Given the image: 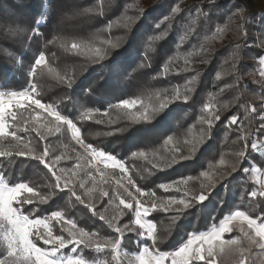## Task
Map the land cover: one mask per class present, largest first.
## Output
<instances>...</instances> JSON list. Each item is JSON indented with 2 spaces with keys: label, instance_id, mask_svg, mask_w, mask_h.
<instances>
[{
  "label": "trees",
  "instance_id": "1",
  "mask_svg": "<svg viewBox=\"0 0 264 264\" xmlns=\"http://www.w3.org/2000/svg\"><path fill=\"white\" fill-rule=\"evenodd\" d=\"M238 12L240 22L233 27L230 19ZM263 30L264 9L255 13L243 0H0V91L34 87V98L70 120L79 140L90 146L85 151L72 139L68 123L42 109L15 107V119L0 139V172L5 185L23 182L39 193L30 203L32 211L22 212L41 218L60 211L79 229L108 239L118 234L106 221L121 209L119 225L137 228L120 199L133 203L128 192L138 196L140 188L149 207L155 202L148 221L155 226V248L162 252L174 251L191 234L206 233L236 211L259 223L264 197L251 195L256 187L249 171L251 162L264 167V156L249 150L236 171L233 164L244 144L238 137L247 134L251 143L259 125ZM73 43L100 48L103 58L72 48ZM40 55L44 63L30 77ZM125 99L145 100L149 118L132 116L121 106ZM252 107L256 113L246 111ZM213 114L220 119L209 130ZM234 114L240 117L237 125H227ZM98 152L120 161L125 173L105 160L95 164L91 155ZM179 180L185 181L179 191L159 187ZM201 193L207 194L203 202L191 199ZM25 195L30 194L20 199ZM180 196L190 201L187 208L173 204L181 211L161 210ZM51 225L60 231L61 225ZM124 233L122 248L137 251L140 238ZM232 237L244 240L241 231L226 235ZM243 246L249 247L246 240ZM82 255L97 261L110 253L83 247ZM222 261L231 264L223 257L216 264Z\"/></svg>",
  "mask_w": 264,
  "mask_h": 264
},
{
  "label": "snow or ice",
  "instance_id": "2",
  "mask_svg": "<svg viewBox=\"0 0 264 264\" xmlns=\"http://www.w3.org/2000/svg\"><path fill=\"white\" fill-rule=\"evenodd\" d=\"M177 9H173L176 11ZM159 27V24L157 25ZM243 27V26H241ZM37 34L40 33L39 28L36 29ZM245 36L247 35L246 31L243 33ZM154 39H160L159 36H156ZM261 46H264V40L261 41ZM239 47V45H237ZM72 48L80 49L81 51H94L95 55L99 58H103V53L100 48H95L94 50L87 43L77 44L73 43ZM44 55H40L38 59L35 60V65H40L44 61ZM260 64L264 65V58H260ZM235 67V65H233ZM35 70L33 69V72ZM167 71V69H165ZM261 77H264V69L260 72ZM191 83V81H189ZM30 90H34V87ZM191 91V89H188ZM17 95L23 96L25 98L28 97V93L13 92L11 97H16ZM177 98L179 97V92L176 93ZM185 100L188 99L187 96L184 97ZM19 100L8 99L4 100L3 95H0V135H3L4 128V118L5 113L8 112L9 106L13 104L19 106ZM32 103L42 110H47L48 115L54 117L56 121H65L69 124L70 127L76 132L77 142L84 147L85 151H87L90 146L84 145L82 141L79 140V129H76L70 120H67L66 117L60 115L59 112L53 111L51 105H44L41 103L39 99L32 100ZM135 100H127L123 101V107L127 108L130 104L135 105ZM164 105L162 104L161 107ZM114 107H120V105H114ZM246 111H250L252 113H256L257 109L252 107L251 109H247ZM13 119H15V115L13 113H9ZM87 115V114H86ZM144 119H148L149 117L146 114H143ZM259 125L256 128L255 138L251 140L249 143L248 135L244 134L239 136L238 138L244 141V144L241 150L237 153V161L233 164V171H236L239 168L240 163L243 159L246 158V154L249 150L257 151L260 149H264V96L261 97V104L259 107L258 117ZM219 115L213 114L212 118L207 121L209 130L212 127L213 120H219ZM247 119V116H245ZM240 120V117L236 114L232 115L226 121L227 125H237V122ZM241 129L244 128L243 123L238 125ZM57 131L59 129L57 128ZM15 137V133H12ZM171 137H169V141ZM168 143V141H165ZM93 151H95L93 149ZM136 153H133L135 155ZM0 155H3L0 153ZM100 156H103V153H99ZM41 163H44L43 158L41 157ZM58 159V158H57ZM107 159L112 160V156H108ZM176 157H173V161ZM47 167L48 165L45 164ZM121 171L123 172V165L120 166ZM247 171V170H245ZM63 173V170H61ZM55 174V173H54ZM73 175L75 173L73 172ZM207 175V173H204ZM61 177H57L56 187H61L60 185ZM5 178L4 174L0 172V232H3V241L6 245V258L0 259V264H97L95 261H86L82 256L77 255L73 257L71 255H66L62 250L68 246L69 251L72 253H76L77 249L80 245H83L85 248H93L96 252H103L105 249H110L113 254L117 253L121 246V237L124 234V231L135 232L138 238H141L143 241L152 240L151 246H143L141 250L134 256V260L138 262V264H165L166 260H170L171 264H192L194 260L204 261V264H215L218 257H223L225 260H230L231 264H264V218H261L259 223H257L256 219L249 218L245 216L243 212H236L233 216L224 217L223 221L219 228H214L211 232L200 233L199 236H195V240L199 241L201 246L193 249L194 239L189 237L187 241L175 251L162 252L155 248L157 236L155 235V226L151 223H147L143 221V217L147 216L151 211L150 207H145V204H148L149 201H145L140 199V197L144 196L145 193L141 191L140 188H136V192L139 194L138 196L133 195L131 192H128V195L132 198L133 204L130 201H126L124 199H120V204L123 205V209L130 210L135 215V225H138V228H134L129 224H125L123 226L119 225V218L123 215V210L121 209L116 215H114L111 219L107 220L108 227L111 228L117 236L101 239L99 233L97 232H86L83 228L77 229L76 225L72 223L71 228L67 229L68 236L65 237L62 233L59 235H53L50 228L47 227L46 219H30L28 215H25L21 208L24 204H30L35 202V196H38L39 193H34L33 188L29 187L26 183H18L14 187H8L4 183ZM185 181L179 180L176 181V184L184 183ZM69 183V180L64 181V186L66 187ZM128 183L131 185L132 181L129 178ZM80 187H84L83 184ZM160 188H163L165 191L170 190L171 185L169 184H161ZM127 191V188H125ZM179 191V188H177ZM21 192H27L30 195H25L22 199H17V194ZM72 195L75 196L76 200L80 201V203H84L79 195L76 194L74 190H72ZM103 195H108V193H103ZM150 196H154V193L149 194ZM251 195L253 197L257 196L256 192H252ZM259 195L264 196V191H261ZM187 196V193H185ZM207 198L206 193H201L198 196H192V200H198L199 202H203ZM46 197L41 196L40 202H46ZM14 202L16 203V207L13 206ZM173 204L183 205L184 208H187L190 204L189 200L179 199L176 200L174 198L168 199L164 204L160 205L161 210L167 211H176L180 212V208L173 209L171 206ZM152 207H156L155 202L152 201ZM34 211V210H33ZM264 211V209H262ZM52 217L59 218L62 216L60 211H56L51 214ZM237 217L242 218L247 222L248 230L241 228L240 231L244 240L237 239H222V235L225 232H229L232 229L229 227V224L232 220ZM100 219H105L103 215L100 216ZM65 223H69V221H65ZM147 224V226H146ZM43 225L47 230L45 232H35L33 233L31 229L33 226ZM63 232V229H62ZM35 235L36 239L43 240L45 244L51 245L50 248H41L37 247L36 244L30 239V236ZM194 235V234H193ZM247 241L249 247L245 248L244 242ZM207 245L206 248H203V245ZM252 246L259 249V252L255 255L252 254ZM248 253V255H246ZM179 258V259H178ZM113 260L117 259L116 255L112 256ZM102 264H106V262H102ZM129 264H133V260H129ZM223 264V261L221 262Z\"/></svg>",
  "mask_w": 264,
  "mask_h": 264
},
{
  "label": "rangeland",
  "instance_id": "3",
  "mask_svg": "<svg viewBox=\"0 0 264 264\" xmlns=\"http://www.w3.org/2000/svg\"><path fill=\"white\" fill-rule=\"evenodd\" d=\"M245 3H247L249 6H250V8L255 12V13H257L258 11H260V9H264V0H243ZM240 15H242L240 12H238V13H235L232 17H231V19H230V21H231V25H233V27H235L239 22H240ZM261 35H262V39L260 40V44H259V46H260V48H263V50H264V46H261V41L262 40H264V30L261 32ZM221 38V37H220ZM39 58V57H38ZM38 58H36V59H38ZM262 58H264V56L262 57ZM35 59V60H36ZM35 62V61H34ZM44 63V61L41 63V64H43ZM40 64V65H41ZM259 64H260V59H259ZM35 66H37V65H35V63H34V65H33V67H32V69L30 70V72L28 73V75L31 77L32 76V74H33V69L35 68ZM259 70H258V74L260 75V72H261V70L262 69H264V65H261L260 64V67L258 68ZM260 79L262 80V81H264V77H261V75H260ZM1 92V91H0ZM20 92H25V93H28V97L27 98H25V97H23V96H19V95H17L16 97H14V98H12V99H15V100H19L21 103H20V105L19 106H17V105H15V104H13L12 106H9V108H8V112H6L5 113V118H4V128H3V135H0V139H3V138H5L6 137V135H7V133H8V127H9V125H10V121L12 120V116H10L9 115V113H13V110H14V108L15 107H17V108H19V107H23V106H26V105H31V106H35L33 103H32V100H34L35 98H34V91L33 90H29L28 91V89H25V90H22V91H19V92H17V93H20ZM177 98H176V95L175 96H173L172 97V100H176ZM132 100H135L136 101V103H135V105H132V104H130L127 108H125V107H123V102L121 103V106L123 107V108H125L128 112H130L131 113V115L132 116H134L135 118H143V114H146L147 115V113L151 110V106L149 105V104H147V102L145 101V100H141V99H132ZM129 101H131V100H129ZM53 107V106H52ZM55 109V108H54ZM209 109H210V107H209ZM43 111H45L47 114H48V111L47 110H43ZM69 132H70V135H71V137H72V139H74V140H76V136L75 135H73V128L72 127H70L69 126ZM99 153V152H98ZM97 154V153H96ZM96 154H94V155H91L92 156V158L94 159V163L96 164L97 162H98V160H96V158H95V155ZM97 161V162H96ZM112 162H107L108 164H110V165H112L113 167H115V168H117V169H119L120 171H121V167L119 166V165H117L115 162H120V161H118V160H111ZM121 163V162H120ZM121 165H123L122 163H121ZM123 169H124V166H123ZM123 172H124V170H123ZM125 173V172H124ZM171 185V188L170 189H173V190H177V188H179V189H181V188H183L184 186H185V183H180V184H176V183H172V184H170ZM7 186V185H6ZM9 187V186H8ZM23 193H25V194H29V193H27V192H21V193H18L17 194V199L19 200L20 199V196H21V194H23ZM142 198V200H145V201H148V198L146 197V194L144 195V196H142L141 197ZM179 199H184L183 198V196H180L179 198H177L176 200H179ZM135 202L133 201V204H134ZM13 206L14 207H16L17 205H16V203L14 202V204H13ZM145 207H149L148 206V204H145ZM151 208V211L154 209L153 207H150ZM29 210V211H32V207H31V205L30 204H24L23 205V207L21 208V211L22 210ZM150 211V212H151ZM149 212V213H150ZM52 214V213H51ZM51 214H48V215H45V216H43V217H41V218H36V219H45V218H47L46 219V224H47V227L48 228H50L51 229V231H52V233H53V235L55 236V235H59V234H63L65 237H67L68 236V231H67V229H70L71 228V225H72V223H74L73 221H71V220H67V219H65V218H63L62 216L61 217H59V218H55V217H52L51 216ZM28 216H29V218L30 219H33L34 217H31L30 216V214H27ZM231 216V215H230ZM132 225L133 226H135V227H139L138 225H135V223H134V221H135V215L132 213ZM148 217H149V214L147 215V216H145V217H143V221H146L147 223H150L149 221H148ZM65 221H69V223H65ZM233 221V220H232ZM235 221V220H234ZM241 221H244V222H246L245 220H241ZM230 222V223H236V224H229V227L232 229V230H234V231H240V229L241 228H244L245 230H248V227H247V224H244L243 222ZM51 223H56V225H61L60 226V228H59V226H58V229L60 230V231H53V229H52V225H51ZM238 223V224H237ZM220 225H221V223L219 224V225H217L216 227H214V228H219L220 227ZM234 225H236V226H234ZM146 226H147V224H146ZM77 229H79L78 227H76ZM214 228H211L209 231H207V232H211ZM62 229H63V232H62ZM47 229L43 226V225H39V226H33V228L31 229V231L33 232V233H35V232H45ZM231 230V231H232ZM126 231V230H125ZM124 231V232H125ZM206 232V233H207ZM230 233V231L229 232H225V233H223V235H222V239H224V240H227V238H226V235L227 234H229ZM125 234V233H124ZM199 234L200 233H196V234H191L189 237H192L193 239H194V243H193V249H196L197 247H199V246H201L200 244H199V241H196L195 240V236H199ZM188 237V238H189ZM187 238V239H188ZM30 239H32L33 240V242L35 243V241H37L38 243H40V245H41V248H50L51 247V245H48V244H45L44 243V241L43 240H38V239H36V237H35V235H32V236H30ZM187 239H186V241H187ZM230 239H237L238 240V238L237 237H232V238H230ZM121 240H122V237H121ZM150 240V239H149ZM140 241H142V243L139 245V247H138V250L136 251H133V252H128L127 250H125L124 248H122V246H120V248H119V250H118V252L117 253H115V254H113L112 252H111V250L110 249H105L106 251H108L109 253H110V256H109V259H99V260H97V261H95V262H97V264H102V262H106V264H129V260H133V264H138V262H136L133 258H134V256L141 250V248L143 247V246H146L145 245V241H143L141 238H140ZM148 241V240H147ZM185 241V242H186ZM122 242V241H121ZM150 242L152 243V240H150ZM185 242H183L179 247H181ZM37 246V245H36ZM38 247V246H37ZM71 246H68V247H66L65 249H63L62 251L66 254V255H71V256H73V257H76L77 255H79V256H82L86 261H89V260H87L83 255H82V249H83V245H80L79 246V248L77 249V252L76 253H72V252H70L69 251V248H70ZM178 247V248H179ZM203 248H206L207 247V245L205 244V245H203L202 246ZM178 248H176V249H178ZM89 249H91V250H93V251H95V249H93V248H89ZM175 249V250H176ZM174 250V251H175ZM252 250L254 251V252H252V254L253 255H255V254H257L258 252H259V249H257V248H255L254 246H252ZM113 255H116L117 256V259L116 260H113L112 259V256ZM4 258H6V245L4 244V241H3V232H0V259H4ZM179 259V258H178ZM218 259V258H217ZM217 261V260H216ZM165 264H171V261L170 260H166L165 261ZM192 264H204V261H200V260H194V261H192ZM215 264H216V262H215Z\"/></svg>",
  "mask_w": 264,
  "mask_h": 264
},
{
  "label": "crops",
  "instance_id": "4",
  "mask_svg": "<svg viewBox=\"0 0 264 264\" xmlns=\"http://www.w3.org/2000/svg\"><path fill=\"white\" fill-rule=\"evenodd\" d=\"M254 154L257 155L258 157H263L264 156V149H260V150L254 151ZM249 172H250L251 181L253 182V184L256 187V191L255 192L257 193V195H259V193L261 191H264V167H260L258 165V163L251 162L250 163V171ZM259 196H261V195H259ZM261 197H264V196H261ZM236 212H238V211H236ZM236 212H234L233 214H235ZM241 220H243V219L235 220V221L233 220L231 222H236V221L240 222ZM241 222H243L244 224H247V222H244V221H241ZM230 224L233 225V224H236V223H230ZM234 226H236V225H234Z\"/></svg>",
  "mask_w": 264,
  "mask_h": 264
},
{
  "label": "bare ground",
  "instance_id": "5",
  "mask_svg": "<svg viewBox=\"0 0 264 264\" xmlns=\"http://www.w3.org/2000/svg\"><path fill=\"white\" fill-rule=\"evenodd\" d=\"M52 110L55 111L54 107H52ZM73 135L76 136V132H75L74 130H73ZM99 153H103V152H99ZM99 153H97V154L95 155L96 160L104 159V158H105V155L100 156ZM115 163H116L117 165L121 166V163H120V162H115ZM233 215H234V214H233ZM233 215H232V216H233ZM240 219H242V218L237 217V218L234 219V220H240Z\"/></svg>",
  "mask_w": 264,
  "mask_h": 264
},
{
  "label": "built area",
  "instance_id": "6",
  "mask_svg": "<svg viewBox=\"0 0 264 264\" xmlns=\"http://www.w3.org/2000/svg\"><path fill=\"white\" fill-rule=\"evenodd\" d=\"M13 92H10V91H1L0 92V95H3V99L4 100H8V99H10V98H13V97H11V94H12Z\"/></svg>",
  "mask_w": 264,
  "mask_h": 264
},
{
  "label": "water",
  "instance_id": "7",
  "mask_svg": "<svg viewBox=\"0 0 264 264\" xmlns=\"http://www.w3.org/2000/svg\"><path fill=\"white\" fill-rule=\"evenodd\" d=\"M56 111V110H55ZM104 155V154H103ZM101 160H105V161H107V162H112L111 160H109V159H107V157L105 156V158L104 159H101ZM99 161V160H98ZM97 162V161H96Z\"/></svg>",
  "mask_w": 264,
  "mask_h": 264
}]
</instances>
